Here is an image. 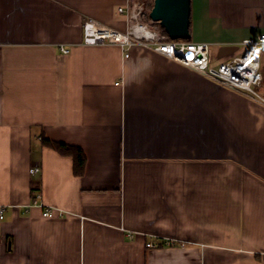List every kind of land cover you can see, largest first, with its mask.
<instances>
[{
  "label": "crops",
  "instance_id": "crops-1",
  "mask_svg": "<svg viewBox=\"0 0 264 264\" xmlns=\"http://www.w3.org/2000/svg\"><path fill=\"white\" fill-rule=\"evenodd\" d=\"M129 4L0 0V264H264V103L142 44L82 43L85 17L123 31ZM262 32L264 0H190L212 63ZM260 67L264 97V49ZM43 139L79 146L82 173Z\"/></svg>",
  "mask_w": 264,
  "mask_h": 264
},
{
  "label": "built area",
  "instance_id": "built-area-1",
  "mask_svg": "<svg viewBox=\"0 0 264 264\" xmlns=\"http://www.w3.org/2000/svg\"><path fill=\"white\" fill-rule=\"evenodd\" d=\"M145 4V0H130L129 5L117 8V11L124 13L126 17L127 28L123 31L94 18L85 17L82 24V43L116 44L122 49L134 44H142L196 70L218 85L264 103V97L259 92L262 81L260 55L264 49V32L255 37L243 39L239 44L241 46L239 51L212 63L208 42H196L183 38L166 39L157 29L150 27L149 23L144 20L149 11ZM68 51L67 47L60 46L62 54ZM37 171H39V166L29 167L30 173ZM53 209L55 208L45 207L43 215L50 216ZM2 212L3 208H0V217H2ZM146 245L154 246L152 242H147Z\"/></svg>",
  "mask_w": 264,
  "mask_h": 264
},
{
  "label": "water",
  "instance_id": "water-1",
  "mask_svg": "<svg viewBox=\"0 0 264 264\" xmlns=\"http://www.w3.org/2000/svg\"><path fill=\"white\" fill-rule=\"evenodd\" d=\"M190 0H153L148 11L150 20L157 22L170 39L190 37L189 33ZM235 44H224L220 54L232 52Z\"/></svg>",
  "mask_w": 264,
  "mask_h": 264
},
{
  "label": "trees",
  "instance_id": "trees-1",
  "mask_svg": "<svg viewBox=\"0 0 264 264\" xmlns=\"http://www.w3.org/2000/svg\"><path fill=\"white\" fill-rule=\"evenodd\" d=\"M153 0H148L147 2V7L148 9L151 7ZM147 19L149 17L147 16ZM159 33L163 35L166 39H170L166 32L163 30L162 27L159 26ZM186 40H189L187 38ZM43 143L46 145H49L56 149L59 153L65 154V155H70L73 158V172L75 174H81L83 169H84V164H85V154L83 150L76 145L73 144H68V143H63L55 140H50V139H43Z\"/></svg>",
  "mask_w": 264,
  "mask_h": 264
},
{
  "label": "rangeland",
  "instance_id": "rangeland-1",
  "mask_svg": "<svg viewBox=\"0 0 264 264\" xmlns=\"http://www.w3.org/2000/svg\"><path fill=\"white\" fill-rule=\"evenodd\" d=\"M145 2H146V4H147L148 0H145ZM145 18H146V17H145ZM145 18H144V20H146V22L149 23L150 27L155 28V29L158 30V28H157V24H158V23L149 22V21H148L147 19H145ZM158 32H159V31H158Z\"/></svg>",
  "mask_w": 264,
  "mask_h": 264
},
{
  "label": "snow or ice",
  "instance_id": "snow-or-ice-1",
  "mask_svg": "<svg viewBox=\"0 0 264 264\" xmlns=\"http://www.w3.org/2000/svg\"><path fill=\"white\" fill-rule=\"evenodd\" d=\"M189 59H191V57H189Z\"/></svg>",
  "mask_w": 264,
  "mask_h": 264
}]
</instances>
